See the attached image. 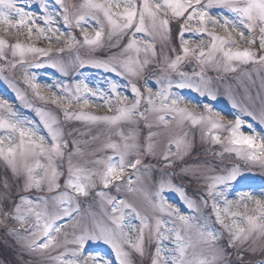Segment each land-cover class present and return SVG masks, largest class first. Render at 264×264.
<instances>
[{"label":"snow or ice","instance_id":"obj_1","mask_svg":"<svg viewBox=\"0 0 264 264\" xmlns=\"http://www.w3.org/2000/svg\"><path fill=\"white\" fill-rule=\"evenodd\" d=\"M35 7L33 11L28 0H0V81L37 118L21 116L0 96V163L19 188L18 202L14 200L6 209L12 185L7 178L0 182V223L16 221L20 227L11 231L27 234L21 239H27L24 247L29 252L63 248L50 257L56 264H143L145 258L149 264H230L228 249H236L237 259L244 264L245 252L264 254V191L259 197L251 191L237 192L236 199H229L231 182L240 175L239 164L224 165L221 173L203 176L215 222L227 233L222 244L223 233L196 215L200 204L207 206L209 200L203 196L200 203L191 199L182 185L173 182L174 173L161 172L145 186L153 167L144 163L145 157L159 156L163 168L170 169L191 154L194 144L186 131L169 138L164 150L157 152L155 138L161 132L153 129L167 130L175 123L181 130L185 125L200 128L202 140L207 137L221 146L217 155L234 154L245 165L264 169V134L256 130V125L264 130V97L255 111L227 93L231 108L237 110L229 120L212 104L199 106L182 94L188 89L211 101L218 99L209 86L211 78L204 75L205 67L235 72V64L264 66V0H82L78 6L72 5L71 12L65 0H38ZM174 25L178 47L172 46ZM76 29L82 42L74 34ZM193 36L199 37L200 43L190 47ZM62 39L64 46L54 49L53 43ZM106 40L110 50L119 52L103 59H82L79 53L71 62L26 59L29 55L50 57L53 51L59 54L77 46L96 52L106 46ZM33 41H47L49 46L38 47ZM165 49L176 53L174 58ZM129 53L135 55H126ZM189 57L201 66L200 71L181 70ZM153 64L156 68L150 83L145 72ZM17 66L24 67L22 82L35 99L53 105L55 111L32 103L18 83L5 75ZM45 66L63 76L76 66L114 73L127 81L132 99L114 80L108 81L107 91L90 88L84 79L38 83L36 74L28 69ZM172 74L178 78L173 79ZM93 108L114 114L87 111ZM61 115L64 123L105 126L109 135L103 148L110 149L112 155L88 161L96 166L92 168L75 162L74 157H83L81 144L87 141L69 140L67 137L78 130L66 132ZM141 122L147 135L142 134ZM113 135L118 140H113ZM189 171L199 179L203 170L180 169L184 175ZM61 177H65L63 184ZM122 187L149 204L153 216L142 215L128 200L105 191L114 188L119 193ZM33 192L38 194L33 196ZM167 192L177 194L192 214H183L170 203ZM80 197H98L101 212L82 213ZM229 219L231 222H226Z\"/></svg>","mask_w":264,"mask_h":264},{"label":"rangeland","instance_id":"obj_2","mask_svg":"<svg viewBox=\"0 0 264 264\" xmlns=\"http://www.w3.org/2000/svg\"><path fill=\"white\" fill-rule=\"evenodd\" d=\"M23 2V0H21ZM82 0H65V3L69 6V11H74L72 8V5L78 6ZM28 3L33 6L32 10L36 11V5L38 3V0H28ZM63 28V26L61 27ZM74 34L76 35L77 39L81 40L82 42V36L80 35V32L78 29L74 30ZM89 34H92V29H89ZM29 42V41H25ZM36 43L38 47H48L49 44L47 41H33ZM127 42V37H125L123 43ZM179 43V41H178ZM200 43L199 37H190V47H195L196 44ZM64 42L63 39L59 43H53L52 47L59 48L63 47ZM160 42L157 41V51H160ZM173 47H176L175 45ZM112 52H119V49H109L107 46V40H106V46L103 49L97 50L96 52H90L88 48L77 46V48L72 50H65L63 53H56L53 51L52 54H50V57H33L32 55H29L26 57V59L29 62H32L34 59H39L41 61H47L48 59H54V60H67L71 62L72 60L67 59V56L76 55L77 53L80 54L82 59H89V58H106L109 56ZM165 52L174 58L176 53L167 52V49H165ZM126 55H135V53H129ZM9 58L11 59L10 55ZM143 58V57H141ZM2 63V62H0ZM236 71H228L225 72L223 69H215L213 67H205L204 69V75L206 78H211L210 87L213 91L217 93L218 99L216 101H211L207 97H201L198 93L192 92L191 90L185 89L182 90V94L186 96L187 99L192 100L199 106H202L204 103H210L212 106L218 110H222V114L226 115L227 119H233L234 115L237 110L232 109L231 105L229 103L227 93L231 92V94L234 96V98L237 100L238 103H240L242 106L249 107L251 110L258 111L260 107V97H264V66H261L259 64H235ZM24 67H27L25 65ZM24 67L17 66L16 69H8L5 72V75L13 80L14 82L18 83V86L21 87L22 91H25L28 99L37 105L46 107L48 109H52L55 111V107L51 104L43 105L40 101L36 100L35 97L32 95V92L30 89L27 88L26 85L22 82V77L24 74ZM156 68V65H149L145 76L149 78L150 83L154 79V77H151V73ZM195 69L196 71L201 70V66L195 61V59L189 57L188 60L181 65V70L191 73ZM158 71V69H156ZM29 72H34L37 76V82L41 84H54L57 82L60 83H72L76 79H84L85 82L89 85L90 88H94L100 91H107L108 89V81L114 80L118 82L121 85V90L126 93V85L127 81L121 77L116 76L114 73H106L102 69L93 68L91 66H85L83 68H80L78 66L75 67L74 70L70 71V74L68 76L61 75L56 69L51 67H43V68H29ZM173 79H177L178 77L175 76V74H172ZM140 84H143V80L139 82ZM55 90V89H53ZM156 89L153 88V91ZM129 94V93H128ZM127 94V95H128ZM259 94V95H258ZM129 99H132L131 94H129ZM0 96H3L4 98L8 99L9 102L13 103L17 102L18 106L16 109L19 111L20 115L23 117H26L28 119H37L35 117V113L31 111L30 109L24 108L19 101L15 99L14 93L7 88V86L3 83V81H0ZM248 97H251L252 99H248ZM143 108V106H142ZM93 110H96L97 113L102 115V113H105L107 115H112L114 112H107L104 108H93ZM197 111H202V107H197ZM87 111H92L91 109H87ZM244 119L250 120L249 117H243ZM60 119L62 121L63 127L65 131L67 132L68 129H75L78 130L74 132L73 137H67L69 140L72 138L78 139L80 141H87L86 144L82 143L81 147L84 150L83 157H74V161L78 162L86 167L92 168L96 167L95 165L88 163V161H91L93 159L102 158L107 155H112V152L110 149L105 150L103 148L104 144L107 143L108 137H100L97 140H93L91 136H94V133H92V129H95L98 126H88L84 123L72 121L70 123H64L62 115L60 116ZM149 119H152V116H149ZM67 125V126H66ZM68 125L70 127H68ZM100 127H104L103 125H99ZM140 128L143 130L142 134L147 135V129L144 128L143 122L140 124ZM102 130H105L102 129ZM257 132H262L264 134V130L259 125H256ZM125 131L127 132V126H125ZM153 131L161 132V135L156 137V144H157V152L160 153L164 150L167 140L169 138L175 137L176 135L180 134L182 131H186L188 133V137L190 140L193 141V150L191 151V154L188 156H185L183 161H177V163L173 166V168L170 169H164L163 168V161L159 159V156L156 158L153 157H145L144 163L150 164L153 167V171L148 174V182L145 186H148L151 184L152 178L158 179L161 175V172H168V173H174L173 176V182L177 185H182L184 189L186 190L188 196L191 199H195L197 203H200V197L203 196L205 199H208L209 202H211V199L206 196L205 192V181L203 179V176L205 175H212V174H219L221 173V169L224 165L231 166L233 163H237L240 166V175L236 177L234 181L231 182L230 190H229V199H236V193L238 192L235 190V188H241L240 192L242 191H251L253 194L255 192L256 196H260V193L264 191L261 187L254 188V191L250 188H247L248 186L254 187L250 182L256 178V177H264V169L260 168L258 165H245L243 161H239L235 158L234 154L230 153H224L223 157L220 155H217L222 151L221 146L218 144H215L211 142V140L207 137H205L203 140L201 139L202 136V130L200 128H190L188 125H185L184 128L181 130L178 128L175 123L171 125V127L167 130L164 129H157L154 128ZM198 131V132H195ZM247 132V130H245ZM98 132V131H97ZM96 132V133H97ZM97 136V135H96ZM113 140H118V137L114 136L112 138ZM203 144L200 146V148L197 147V145ZM207 146V150L209 153H212L210 156H212L211 161H205L200 160V162H194L193 159L197 157V155L202 152V147ZM175 150V149H174ZM192 157V159H191ZM197 160V161H198ZM43 162V161H42ZM183 167H187L190 170L193 169H201L203 170L200 173L199 179L195 178L192 175V172L189 171L187 175H184L180 172V169ZM63 169L66 172V162L63 165ZM143 175V172L141 173ZM5 178L9 180V183L12 185L11 187V194L10 198L8 199V202L11 201L10 206L12 207L13 201L18 202V197L16 196V193L19 191L18 185L13 180V177L11 175V172L9 170H6L4 165L0 163V182H2ZM65 177H61V184H63ZM183 179L187 180H196V187H193L192 189L188 187L186 182ZM188 182V181H187ZM191 183V182H189ZM250 184V185H249ZM199 189L200 191H197ZM99 190V186L97 188ZM258 190V191H257ZM109 191L110 195L117 196V198H123L128 200L130 203L134 204L138 210L141 212L142 215H148L150 218L153 216V212L151 209V206L144 202L142 198L138 194H132L128 193L125 188L122 187L121 191L117 193L115 189H109L105 190ZM2 192V191H0ZM38 193L33 192L31 195L35 196ZM44 195H48V193H43ZM166 196L168 197V200L170 203L174 204L176 207H179L181 212L183 214L189 215L192 214L186 207V205L179 199L178 195L175 193L167 192ZM80 209L82 213H87L89 211L100 213L101 208L99 206V198L98 197H80ZM5 204V208H6ZM208 206V205H207ZM207 206H204L203 204H200V210L199 213L196 215L202 217L203 219L210 218L209 215L204 211ZM10 207V208H11ZM252 205L249 204V208H251ZM8 209V208H7ZM105 210L110 211V208L106 206ZM236 210V209H233ZM239 211L243 212L244 209L240 208ZM167 219V217H165ZM208 221V220H207ZM11 224L6 225L7 226V232H3L2 235H0V243H3L7 246H10L14 249L16 255L15 258H11L10 255L6 257L4 253H7L4 249L0 247V250H2V253H0V264H56V262L50 257H54L59 254V252L63 251V248L58 249H49L48 251L44 253L40 252H29L25 247L24 244L27 243V239H21V237H25L27 234L21 230L19 232H12L11 229L16 228L18 229L19 224L12 220L10 221ZM31 222V220H30ZM226 222L230 223V219L226 220ZM6 223V221H4ZM134 223H137L134 221ZM210 225H212L210 222H208ZM3 223H0V225ZM212 227V226H211ZM69 233H71V229H68ZM60 240H63V236L59 237ZM30 239V237H29ZM227 239L222 237L221 243H225ZM251 243V241H249ZM248 245H245L247 247ZM68 247H72L71 245H68ZM154 248V245H153ZM105 252H108L109 250L107 248L104 249ZM9 253V252H8ZM260 255H254L255 258H260L258 260L257 264H260L262 260H264V254L261 252ZM251 252H245L244 258L246 260V264H249V261L252 260ZM256 254V253H255ZM229 260H232V257L229 255ZM234 260V257H233ZM235 264V262H233Z\"/></svg>","mask_w":264,"mask_h":264},{"label":"bare ground","instance_id":"obj_3","mask_svg":"<svg viewBox=\"0 0 264 264\" xmlns=\"http://www.w3.org/2000/svg\"><path fill=\"white\" fill-rule=\"evenodd\" d=\"M240 189H241V188H235V190H237L238 192H240Z\"/></svg>","mask_w":264,"mask_h":264}]
</instances>
